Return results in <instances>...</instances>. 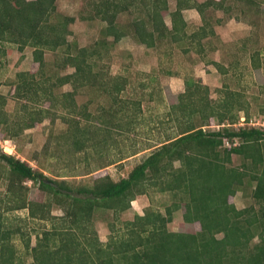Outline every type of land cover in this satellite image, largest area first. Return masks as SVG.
Returning a JSON list of instances; mask_svg holds the SVG:
<instances>
[{"label":"trees","instance_id":"1","mask_svg":"<svg viewBox=\"0 0 264 264\" xmlns=\"http://www.w3.org/2000/svg\"><path fill=\"white\" fill-rule=\"evenodd\" d=\"M227 2L229 0H175V8L170 10L169 0H91L92 18H99L104 25L100 37L80 47L67 40L68 26L74 18L59 13L56 0H0V46L15 44L19 51L31 47L33 60L39 66L36 74L16 73L14 96L28 99L33 95L43 96L53 105L58 98L51 91L50 78L43 73L44 51L62 48L64 62L74 71L61 76L59 83L71 81L73 85L74 91L64 92L63 96L71 97L72 109L68 114L75 117L77 103L73 93L94 79L93 56L101 59L108 55L110 43L130 34L147 47H155L156 42L162 41L168 45L185 42L201 54L203 40L212 31L208 29L212 19L205 12L215 8L228 13L234 4ZM245 2L247 12L258 4L255 0ZM190 7L202 17V24L193 31L188 30L182 15V10ZM124 13L134 16L122 24L118 19ZM166 13L170 26L164 20ZM109 36L112 41L108 40ZM116 78L110 77L105 82L115 84L111 90L119 92L124 89V85L119 84L124 82L119 83ZM102 79L106 77L103 75ZM184 84L185 91L179 95L181 99L184 96L193 98L201 88L191 76L184 79ZM225 93L219 103L223 109L211 107L205 117L206 122L215 117L218 129L204 130L203 124L197 128L190 126L155 147L127 176L118 180L103 175L89 184L71 186L64 179H52L14 155L0 151V162L8 167L9 182L31 180L48 197L43 202L21 200L7 208H26L29 217L50 222L49 227L36 232L34 245H30L29 236L26 239L21 236L25 253L31 257L30 262L23 264H264V128L250 125L233 128L224 124L225 120L234 123L235 118L228 114V98L233 93ZM5 101L0 95V124L8 128L9 120L3 118L8 116L3 111ZM189 104L181 102L178 107L183 110ZM22 106L28 115L20 120L22 123H17L21 131L42 119V111L30 112L26 104ZM103 110L108 115L101 121L104 124L111 121L114 114L112 107ZM70 131L73 132L67 140L72 137L69 142L72 154L96 145L95 137L88 133L94 130L81 127L78 120L72 123ZM233 154L242 157L240 166L231 164ZM247 175L249 183L254 182L251 196L258 208L238 209L229 201V196L243 187ZM148 187L171 192L172 203L165 213L146 208L143 214L135 213L132 220L122 221L125 232L117 234L116 231L102 241L94 224L96 214L111 211L117 217L131 207L136 195L146 194ZM182 204L185 205L183 220L198 222L199 231L190 233L167 228L172 213ZM53 205L63 213L53 215L50 210ZM108 227L110 229V225ZM20 232V228L3 224L0 211V264H21L16 261L15 245L10 240L11 235ZM255 238L258 241L253 242Z\"/></svg>","mask_w":264,"mask_h":264},{"label":"rangeland","instance_id":"2","mask_svg":"<svg viewBox=\"0 0 264 264\" xmlns=\"http://www.w3.org/2000/svg\"><path fill=\"white\" fill-rule=\"evenodd\" d=\"M90 1L56 0L57 11L74 18L68 26L67 40L80 47L90 45L100 37L104 25L99 18H92L94 8L89 6ZM255 1L258 4L251 12L246 11L245 0H229L227 3L234 6L228 13L208 8L205 13L212 19L208 27L212 31L203 40L204 51L201 54L185 42L168 45L162 41L156 42L155 47H147L130 34L110 43L108 55L101 59L93 56L94 79L87 85L79 86L73 93L77 103L73 113L75 117L68 114L72 109L71 97L63 96L64 92L74 91L73 85L71 81L59 83L61 76L74 71L64 62L62 48L44 51L43 73L50 78L51 91L58 98L51 105L52 101L43 96L33 95L32 99L14 96L16 73L30 71L36 74L38 71V63L32 57L33 49L26 46L19 51L15 44L0 46V95L6 99L3 111L8 116L3 118L9 120L8 128L6 124H0V151L14 155L52 179H64L71 186H79L103 175H109L114 180L127 176L133 166L155 147L190 126L197 128L203 124L201 127L204 130L218 129L215 117V120L210 118V122H206L205 117L211 107L223 109L219 103L226 91L233 93L228 98V114L235 118L234 123L225 120L224 124L233 128L249 125L264 128V0ZM169 8H175V0H169ZM193 11L184 14L189 22V31H193L198 24V19L192 17L195 14ZM167 14L165 20L170 23ZM133 16L124 13L118 20L125 24ZM108 40L112 41V37L109 36ZM103 75L106 77L104 81ZM114 76L118 77L116 81L119 83L124 82L119 84L124 85L122 91H112L115 84L105 82ZM188 76L199 82L201 88L193 98L184 96L181 99L179 95L185 91L184 79ZM106 88L108 90L104 91ZM181 102L191 104L182 110L178 107ZM23 104L30 112L42 111V119L21 131L17 123H22L20 120L28 115L23 111ZM240 106L243 110L239 109ZM108 107H112L114 116L103 124L102 119L108 118L103 109ZM76 120L81 127L94 130L87 132L95 137L96 145L72 154L69 150L73 149L69 143L72 137L68 140L67 137L72 135L71 125ZM95 127L103 130L97 131ZM241 162V156L232 155V165L240 166ZM9 177L8 167L0 162L2 221L4 225L20 228L22 232L11 235L10 240L15 245L16 261L23 264L30 262L31 257L25 253L22 237L26 239L29 236L30 245H34L36 232L49 227L50 222L29 217L26 208H7L21 200L43 202L48 197L31 180L9 182ZM253 183V180L249 183L248 175L245 176L243 187L229 196V201L236 208H258V203L251 196ZM172 198L171 192L148 187L146 194L136 195L131 207L118 213L117 217L111 211L97 213L94 224L99 238L106 241L109 234L123 232L122 221L132 220L135 213L143 214L146 208L165 213ZM50 210L53 215L63 213L55 205ZM184 211L185 205L182 204L172 213L167 228L190 233L199 231L198 222L183 220ZM112 228L115 230L110 232ZM256 241L257 238L253 240Z\"/></svg>","mask_w":264,"mask_h":264},{"label":"crops","instance_id":"3","mask_svg":"<svg viewBox=\"0 0 264 264\" xmlns=\"http://www.w3.org/2000/svg\"><path fill=\"white\" fill-rule=\"evenodd\" d=\"M197 1V0H196ZM204 1V0H203ZM197 2H199V1H197ZM202 2V1H201ZM211 9H215V8H211ZM193 10H195V14L192 16L195 20H197L198 19V24H196L197 26L196 27H194V29H196V28H198L201 24H202V17H201V15L199 14V12L195 9V8H193V7H190V8H185V9H183L182 10V15H183V18H184V20L187 22V25H188V30H189V22L187 21V19H186V17H185V12L187 11H193ZM215 10H221V9H215ZM194 12V11H193ZM169 16V15H168ZM165 17L166 16H164V20H165ZM201 22H200V21ZM216 21H219V19H216ZM200 22V23H199ZM165 23L168 25V26H170V23H167L166 22V20H165ZM206 39V38H205Z\"/></svg>","mask_w":264,"mask_h":264},{"label":"built area","instance_id":"4","mask_svg":"<svg viewBox=\"0 0 264 264\" xmlns=\"http://www.w3.org/2000/svg\"><path fill=\"white\" fill-rule=\"evenodd\" d=\"M243 119V118H242Z\"/></svg>","mask_w":264,"mask_h":264}]
</instances>
